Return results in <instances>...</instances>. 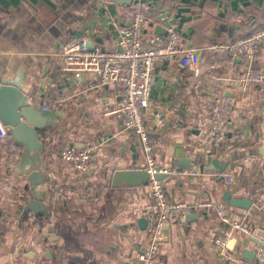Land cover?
Instances as JSON below:
<instances>
[{"label":"crops","instance_id":"obj_1","mask_svg":"<svg viewBox=\"0 0 264 264\" xmlns=\"http://www.w3.org/2000/svg\"><path fill=\"white\" fill-rule=\"evenodd\" d=\"M141 1L156 19L148 33L163 34L167 20L181 45L200 57L197 74H190L178 58L155 62L152 73L144 124L155 162L177 168L163 179L166 197L211 203L189 212V220L167 218L155 264H250L242 258L243 250L260 248L250 236L264 240V88L244 85V60L212 47L264 25V0ZM132 2L0 0V77L17 79L37 104L57 94L66 98L59 111L63 118L40 136L45 174L35 188L45 192L49 216L23 214L30 197L28 180L14 171L22 147L3 128L0 264H123L150 241V224L142 229L137 223L141 216L148 218L149 184L113 179L118 170L146 165L141 146L133 145L136 134L106 113L120 99L118 88H88L96 76L85 72L76 81L62 70L57 56L71 36H82L93 47L116 46ZM253 64L264 68V55ZM220 94L233 99L234 107L222 124V137L207 138L212 101ZM86 140L95 151L88 172L81 174L60 160L59 148H81ZM181 157L189 158L188 168L179 169ZM213 158L227 163L223 172L233 177L231 182L201 168ZM225 190L253 200L250 209L227 206L221 199ZM219 208L228 222L217 213ZM218 237H225L224 249L215 243Z\"/></svg>","mask_w":264,"mask_h":264},{"label":"built area","instance_id":"obj_2","mask_svg":"<svg viewBox=\"0 0 264 264\" xmlns=\"http://www.w3.org/2000/svg\"><path fill=\"white\" fill-rule=\"evenodd\" d=\"M155 23L156 19L148 14L143 2L134 0L129 22L119 30L116 46H97L90 49L82 36H71L57 53L64 72H71L78 78L85 72L96 76V81L88 83V88L105 84H112L118 88L120 99L106 113L120 118L124 128L131 130L140 138L146 162L144 169L149 175L148 184L152 198V205L146 212L148 218L152 220L151 236L145 248L138 252L132 261L123 264H155L161 244V234L167 218L170 215L184 218L195 208L211 206L208 201H198L194 204L170 201L166 197L163 180L153 177L156 173L169 175L177 172L174 164H157L155 162L144 124L145 108L149 100L155 62L178 58L181 65L192 75L197 74L200 65L198 53L194 49L181 45L179 35L171 24L166 26L163 34L148 33L147 27ZM212 48L242 58L245 62L242 75L244 85L264 88V68L253 64L259 54L264 55V25L252 29L244 37L215 45ZM27 99L32 105L38 103L32 94L28 95ZM65 99L64 95L57 94L47 97L39 104L44 110L60 111L64 107ZM233 107L234 100L223 94L213 98L210 124L205 132L207 138L222 137V124ZM3 128L5 127L0 123V144L5 142L6 131ZM94 151L95 146L86 140L81 148L71 144L60 147L59 157L66 166H70L78 173L85 174L89 170ZM219 174L224 175L227 182L233 180L229 174L224 172ZM217 213L223 221H229V216L223 209H217ZM235 226L240 227L241 224L235 223ZM215 243L224 249L226 239L218 237L215 239ZM253 264H264L263 248L256 250Z\"/></svg>","mask_w":264,"mask_h":264},{"label":"water","instance_id":"obj_3","mask_svg":"<svg viewBox=\"0 0 264 264\" xmlns=\"http://www.w3.org/2000/svg\"><path fill=\"white\" fill-rule=\"evenodd\" d=\"M111 1V0H107ZM121 4H130L133 0H114ZM165 17V16H164ZM163 17V19H164ZM165 25H170L167 20H164ZM88 48L92 49L90 43H86ZM78 81V77L74 76ZM26 93L22 90L21 84L17 79L9 80L0 77V123L8 128V133L12 141L22 147L17 162L14 166L15 172H22L27 176L26 189L29 191V199L23 206V214L26 211H32L36 216H49L50 212L44 205V191L38 190L35 187L41 183L42 176L45 174L42 161V141L40 136L44 135L47 126L54 125L57 120L63 118V113L53 110H44L40 104L32 105ZM264 131V124L262 126ZM140 145V138L137 136V141L133 143L134 146ZM141 146V145H140ZM264 150V144L261 148ZM182 169V165L189 167V158L181 157L177 160ZM26 164L28 167L25 168ZM227 163L219 162L213 158L208 164H202L201 168L205 170H215L217 175L225 170ZM166 173H156L153 175L155 179L163 180L167 177ZM122 178L127 184L134 185L137 183L148 184L149 175L145 169H127L118 170L114 173L113 179ZM219 179H223V175L219 174ZM227 206L241 208L244 210L250 209L253 200L247 197H233L230 190H225L221 196ZM190 213H187L184 218L189 220ZM139 227L144 229L148 223L152 226V220L141 216L137 219ZM167 232L166 225L162 234ZM250 240L256 243L260 248L264 249V240L250 236ZM256 251L243 250L242 258L250 264L255 261Z\"/></svg>","mask_w":264,"mask_h":264}]
</instances>
